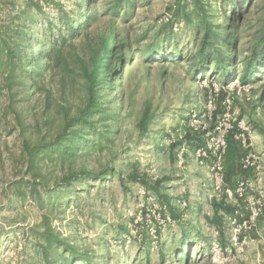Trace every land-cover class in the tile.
<instances>
[{
    "label": "rangeland",
    "instance_id": "rangeland-1",
    "mask_svg": "<svg viewBox=\"0 0 264 264\" xmlns=\"http://www.w3.org/2000/svg\"><path fill=\"white\" fill-rule=\"evenodd\" d=\"M251 3L239 60L264 18V0ZM76 7L0 0V264H44V229L89 264H264V53L246 82L241 61L234 74L213 64L195 72L191 63L203 15L218 9L224 29L232 6L125 5L116 25L128 32L134 61L124 52L116 74L108 57L94 88L100 106L87 113L86 79L67 53L72 43L83 48L84 19L70 35L64 15ZM39 43L60 46L66 66L26 77ZM153 50L165 57L148 56ZM146 107L153 117L141 135ZM213 203L234 212L211 221Z\"/></svg>",
    "mask_w": 264,
    "mask_h": 264
},
{
    "label": "trees",
    "instance_id": "trees-1",
    "mask_svg": "<svg viewBox=\"0 0 264 264\" xmlns=\"http://www.w3.org/2000/svg\"><path fill=\"white\" fill-rule=\"evenodd\" d=\"M75 1L77 4L76 14L72 15L73 9H70L64 15L67 26L70 30V35L79 34L81 29L80 18L84 19V24L82 25L85 28L82 37L83 48L80 50L76 44L72 43L70 45V50L67 53L72 54L74 61L79 64L80 74L86 79L88 96L83 113H87L89 110L100 106L96 101L94 88L100 81L98 78L100 72L104 71L106 68V60L108 57L111 55L114 57L113 60L117 66L112 69V71L116 72V74H119V72L117 73L119 70L118 66L121 67L120 70H123L125 66L124 59L122 58L124 52L128 54L126 57L127 64H131L134 61L135 51L131 47V42L127 39L128 32L123 36L118 33L116 18L121 10L125 8V5L128 10L133 9L135 0ZM253 1L254 0H220V3H224L226 6H232L230 11L235 12V16H231L228 19L224 29L217 23V21H215L218 9H215L209 15L207 13L203 15L201 22L202 29H199L197 34V36L201 35V37L199 36V48L193 53L194 56L191 61L193 71L197 72L203 68L207 69L213 64L217 72H224V74H227L231 68H234L232 70V74H234L236 71L235 66L241 61L245 67L242 82H246L252 73V70L262 62L261 54L264 53V18H259V28H257L252 39H250V53L246 54L239 60V56L244 51L240 43L242 40V33L244 30H249L252 27L249 25L248 22L250 21L248 20L249 16H251L250 8L252 4L251 2ZM203 8L205 7L201 5L200 9ZM29 22H32V20H29ZM37 48V54L32 55L33 50L30 51V56L23 67L25 70V66L30 62H33L34 69L29 72L25 71L28 75L24 76L29 77L36 74L38 77L44 75L45 72H49L50 74L51 72L60 70V68L62 69L63 66H66L65 64L67 60L65 59L63 55L64 52L60 46L53 45L51 47H41V43H39ZM154 50L147 53V55L150 56L155 54L156 51ZM174 51L177 53L176 58H181L179 52L176 49H174ZM156 55L161 58L165 57V55L158 51ZM12 72L14 71L10 69L7 73L8 76H12ZM193 78H195V74L193 75ZM21 84L26 85L30 94H34L38 89L33 83L28 84L25 77H22ZM49 94L50 93L48 92V95ZM152 117L153 115L149 114V108L146 107L136 126L139 134H146ZM212 210L213 220L211 221H217L219 223L222 220V216L219 215L220 210L224 212V214L234 212L232 207L224 205V203H213ZM41 234L43 241L39 243L38 248L43 257L44 264H70L69 262L71 260L78 261L79 258L89 264L87 257L79 255V253L74 251L69 245L65 244L63 240L57 238L54 234L49 233L48 229H44V232H41ZM55 247H60L61 250L52 252ZM63 250H66V252L71 251V256L68 258L59 257L60 252Z\"/></svg>",
    "mask_w": 264,
    "mask_h": 264
}]
</instances>
